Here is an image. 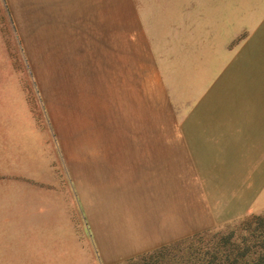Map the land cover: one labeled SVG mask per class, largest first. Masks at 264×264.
<instances>
[{
	"label": "crops",
	"instance_id": "obj_1",
	"mask_svg": "<svg viewBox=\"0 0 264 264\" xmlns=\"http://www.w3.org/2000/svg\"><path fill=\"white\" fill-rule=\"evenodd\" d=\"M6 2L20 47L60 50L105 263L264 212V26L226 58L218 27L179 25L157 47L135 0Z\"/></svg>",
	"mask_w": 264,
	"mask_h": 264
},
{
	"label": "rangeland",
	"instance_id": "obj_2",
	"mask_svg": "<svg viewBox=\"0 0 264 264\" xmlns=\"http://www.w3.org/2000/svg\"><path fill=\"white\" fill-rule=\"evenodd\" d=\"M135 1L162 48L179 25L218 27L220 55L227 58L264 26V0ZM22 36L10 25L6 0H0V264H107L89 222L88 186L74 179L73 119L66 111L73 104L59 96L72 89L65 88L71 81L58 82L66 75L55 65L60 50L20 47ZM256 40L264 45L260 33ZM59 102L65 103L63 118ZM229 229L219 226L168 249L185 260L191 253L217 255L213 264H220V234ZM171 255L162 264H172Z\"/></svg>",
	"mask_w": 264,
	"mask_h": 264
},
{
	"label": "trees",
	"instance_id": "obj_3",
	"mask_svg": "<svg viewBox=\"0 0 264 264\" xmlns=\"http://www.w3.org/2000/svg\"><path fill=\"white\" fill-rule=\"evenodd\" d=\"M225 226L230 229L220 234V264H264V212ZM196 236L192 238V242L196 241ZM169 247L172 245L140 255L122 264H162L167 253L172 254V264H185L190 261L195 264H213L218 259L217 255L200 258L191 253L190 260H185L179 257L176 250H169Z\"/></svg>",
	"mask_w": 264,
	"mask_h": 264
}]
</instances>
